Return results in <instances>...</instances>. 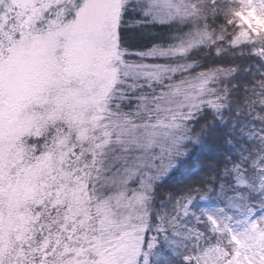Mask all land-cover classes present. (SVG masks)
Here are the masks:
<instances>
[{
    "label": "snow or ice",
    "instance_id": "6c2138e0",
    "mask_svg": "<svg viewBox=\"0 0 264 264\" xmlns=\"http://www.w3.org/2000/svg\"><path fill=\"white\" fill-rule=\"evenodd\" d=\"M0 264H264V0H0Z\"/></svg>",
    "mask_w": 264,
    "mask_h": 264
},
{
    "label": "trees",
    "instance_id": "16d2710c",
    "mask_svg": "<svg viewBox=\"0 0 264 264\" xmlns=\"http://www.w3.org/2000/svg\"><path fill=\"white\" fill-rule=\"evenodd\" d=\"M128 36L125 34V38H127V44L133 48H135L139 41H138V36L137 33L134 32H127ZM201 123H203V121H201ZM206 151V149H201L199 147L194 148V155L196 154H203ZM170 189L165 187L162 189L163 192H168Z\"/></svg>",
    "mask_w": 264,
    "mask_h": 264
},
{
    "label": "rangeland",
    "instance_id": "374dc122",
    "mask_svg": "<svg viewBox=\"0 0 264 264\" xmlns=\"http://www.w3.org/2000/svg\"><path fill=\"white\" fill-rule=\"evenodd\" d=\"M134 31L136 32V30H129L128 32H134ZM125 34L128 36V33H125ZM126 41H127V38H126Z\"/></svg>",
    "mask_w": 264,
    "mask_h": 264
}]
</instances>
